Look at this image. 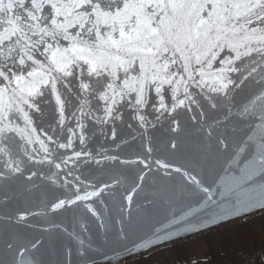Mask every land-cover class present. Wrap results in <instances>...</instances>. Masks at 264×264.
Wrapping results in <instances>:
<instances>
[{
    "label": "snow or ice",
    "instance_id": "6c2138e0",
    "mask_svg": "<svg viewBox=\"0 0 264 264\" xmlns=\"http://www.w3.org/2000/svg\"><path fill=\"white\" fill-rule=\"evenodd\" d=\"M260 213L264 0H0V264H119Z\"/></svg>",
    "mask_w": 264,
    "mask_h": 264
},
{
    "label": "trees",
    "instance_id": "16d2710c",
    "mask_svg": "<svg viewBox=\"0 0 264 264\" xmlns=\"http://www.w3.org/2000/svg\"><path fill=\"white\" fill-rule=\"evenodd\" d=\"M261 219L264 221V215ZM253 220L206 235L197 254L189 243L179 244L170 247L172 257L151 264H248L264 248L261 223ZM135 260L129 264H145L142 259Z\"/></svg>",
    "mask_w": 264,
    "mask_h": 264
},
{
    "label": "rangeland",
    "instance_id": "374dc122",
    "mask_svg": "<svg viewBox=\"0 0 264 264\" xmlns=\"http://www.w3.org/2000/svg\"><path fill=\"white\" fill-rule=\"evenodd\" d=\"M263 215H264V213H262V214H260L258 216H255V217H253L251 219H248L247 221L255 219L253 221H255L256 224H258V221H259V223H261L262 222L261 217H263ZM244 222H246V221H242V222L237 223V224L232 225V226L224 227V228H222L220 230L227 229V228H231V227H235V226L240 225V224H242ZM220 230H217V231H220ZM214 232H210V233H207V234H203V235H201L199 237H195V238H193L191 240L184 241V242H180V243H177L175 245L189 243L190 246H194V252L197 254L198 252L196 251V249L201 245V239H204L206 237V235L212 234ZM261 241L264 242V239L262 238ZM175 245H172L170 247H173ZM170 247H167L165 249L156 251V252H154L152 254H149L147 256L140 257V258H137V259H142L144 261L143 263H145V264H151V263L157 262V261L158 262L159 261L161 262V261H163L165 259H169V257H172L171 251L169 250ZM134 261H136V260L128 261L125 264L133 263Z\"/></svg>",
    "mask_w": 264,
    "mask_h": 264
},
{
    "label": "water",
    "instance_id": "95a60500",
    "mask_svg": "<svg viewBox=\"0 0 264 264\" xmlns=\"http://www.w3.org/2000/svg\"><path fill=\"white\" fill-rule=\"evenodd\" d=\"M262 214V213H260ZM259 214V215H260ZM255 216H258V215H254L252 217H250L249 219L255 217ZM242 222V221H241ZM237 223H240V222H231V223H226V224H223L211 231H208V232H203V233H199V234H196V235H192V236H189V237H184V238H178V239H175V240H172V241H169L166 245H161V246H158V247H155V248H152L150 249L149 251H146V252H138V253H134V254H131L129 255L127 252L123 253V258L120 259L119 261V264H125L126 262L128 261H132V260H135L137 258H140V257H144V256H147L149 254H152L156 251H159V250H162V249H165L167 247H170L172 245H175L177 243H180V242H184V241H188V240H191L195 237H199L203 234H207V233H210V232H214V231H217V230H220L224 227H228V226H232V225H235ZM143 235V233H137L135 236L132 237V240H135L137 239L139 236ZM128 244L129 247H131V240H129L128 242H126Z\"/></svg>",
    "mask_w": 264,
    "mask_h": 264
}]
</instances>
